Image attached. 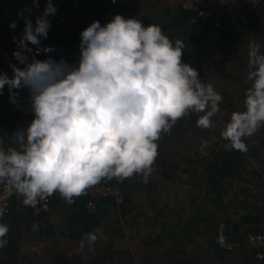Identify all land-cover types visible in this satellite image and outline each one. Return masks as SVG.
I'll list each match as a JSON object with an SVG mask.
<instances>
[{"label":"clouds","instance_id":"clouds-1","mask_svg":"<svg viewBox=\"0 0 264 264\" xmlns=\"http://www.w3.org/2000/svg\"><path fill=\"white\" fill-rule=\"evenodd\" d=\"M113 3L116 0H112ZM39 8V0H32ZM24 16L11 64L12 77L0 71V94L8 86L9 102L33 118L18 126L5 145L0 136V185L26 207L59 194L71 203L102 180L123 181L134 175L144 183L154 171L158 141L179 120L196 116V127L212 129L223 95L211 79L183 61L185 42L173 41L158 24L116 14L106 24L93 21L80 33L78 64L37 56L57 9L52 0L36 15ZM34 18V19H33ZM16 22L10 24L15 29ZM29 45L35 46V50ZM28 54H31L30 56ZM243 109L231 112L220 132L226 151L247 152L246 138L264 128V50L255 39L247 45ZM28 90V104L19 92ZM207 146L203 141L201 148ZM7 207L0 197V218ZM38 230V224H33ZM223 225L217 242L225 245ZM9 225L0 223V249L8 244ZM105 238L100 229L85 233L79 248Z\"/></svg>","mask_w":264,"mask_h":264},{"label":"rangeland","instance_id":"rangeland-1","mask_svg":"<svg viewBox=\"0 0 264 264\" xmlns=\"http://www.w3.org/2000/svg\"><path fill=\"white\" fill-rule=\"evenodd\" d=\"M28 1V7L33 13L39 10ZM91 5L92 0H83ZM56 13L65 16L89 14L90 24L98 20L101 25L106 24L116 14L125 18H139L144 26L158 24L164 33L173 41L181 39L185 42L183 61L195 67L201 79H211L216 90L222 93L223 103L220 109L225 113L222 117L214 118L212 129L196 127V116L192 115L179 120L170 133L162 134L157 142L158 157L153 165L154 171L144 183L142 177L134 175L131 178L110 184L120 191V199L111 197L115 206H108L96 229L104 233L105 238L98 239L91 247L85 244L83 250L79 248L84 238L71 239L60 229L65 228L68 217L67 209L61 201L53 203L52 210L44 218L36 219L37 232L23 230L21 233L11 234L15 241L0 249V259L4 264H167L169 253L174 257H183L187 262L198 259L195 264H258L263 257H259L246 242L248 235H264L241 229V238L235 241L232 237L226 239L221 246L215 239L216 223L225 216L236 218L232 210L225 208L229 198L234 199L235 192L241 187L248 186L246 180L233 177L227 180L231 185V195L223 201L216 202L200 191L198 180L192 184L191 174L195 171L189 164L196 156L207 155L211 146L216 142L214 130H222L234 110L243 109L244 92L249 87L246 81L247 45L249 40L255 39L264 50V0L260 16L246 27L220 30H199L189 22L179 23V0H108L105 7L97 14L83 8L78 0H55ZM28 9V10H29ZM53 18V16H52ZM54 21V18H53ZM55 23V21H54ZM56 25V23H55ZM57 26V25H56ZM74 27L67 28L72 30ZM66 30L68 34L70 31ZM2 31L9 32L14 37L15 32L6 24ZM80 30V29H78ZM82 31V30H80ZM22 34V33H21ZM20 35L16 36L17 39ZM13 39V38H12ZM11 40V39H9ZM0 42H3L0 39ZM12 46L17 49L11 40ZM50 45L57 46L56 39H51ZM79 44L71 52L61 54L70 64H78ZM71 46V45H70ZM59 47V46H57ZM59 50L58 53H61ZM28 95L19 96V103L24 107L28 104ZM2 111L17 114L20 127H26L33 118L32 113L25 114L9 102V93L0 94ZM254 144L264 140V128L252 136ZM203 141L207 146L201 148ZM257 157H249L244 163L249 169L259 173L264 172L262 154L264 145ZM172 171H168V169ZM249 178L247 175L242 177ZM198 183V184H196ZM100 184V183H99ZM104 182L102 186L110 185ZM254 190V189H252ZM251 190V192H252ZM129 193L131 203L129 213L124 215L122 207L124 194ZM229 193V194H230ZM206 199V203L203 201ZM95 202L88 207L89 213L96 211ZM241 214V212H238ZM237 213V214H238ZM238 214V215H240ZM29 229V228H28ZM42 231V234H38ZM247 231V232H246ZM190 239V243L188 242ZM218 244V252L214 245ZM166 261V262H165Z\"/></svg>","mask_w":264,"mask_h":264},{"label":"trees","instance_id":"trees-1","mask_svg":"<svg viewBox=\"0 0 264 264\" xmlns=\"http://www.w3.org/2000/svg\"><path fill=\"white\" fill-rule=\"evenodd\" d=\"M107 1L108 0H92L91 5H88L83 0H78L83 8H87L95 14L105 7ZM52 2L54 4L55 0H52ZM45 7L46 0H39L38 10L40 13ZM28 9L27 0H0V39L3 40V42H0V71L6 73L10 78L13 74L10 63L16 64L21 68L24 66L20 65L13 56V52L15 51L11 42V40L13 41V37L9 36V32L2 31L1 29L4 25H10L11 22L15 21L17 26L15 29H11L16 31L15 37L20 35L24 28L22 17L29 16ZM35 14L39 15L38 13ZM189 17L190 14L188 12L182 11L181 9L179 10V15L177 17L179 23L187 22ZM49 20L51 21V28L49 29L47 39H42L41 44L42 47L52 46L55 51L47 54L41 53L37 58L45 60L48 57H51L52 59L59 61L58 58H60L61 54L71 52L77 48V44L80 43L81 31L78 30L77 27L69 30L70 28L67 29L56 26L52 16H49ZM192 26H196L199 30L205 28V30L208 31L212 29L206 23H197ZM237 27L242 28V26L235 22L223 21L218 30L222 32L224 29ZM65 29L70 32L67 34ZM53 37L56 39V44L59 47L54 46V44H49ZM29 47H32L33 50H35V46L29 45ZM59 50H62L61 53H58ZM28 55L30 56L31 54ZM3 91L9 93L7 85H5ZM14 91L19 92V96L28 95L27 89H15ZM2 108H4V104L0 107V136H3L5 145H8L11 143L9 135L19 126V123L16 120L18 115L15 113H9V111L1 112ZM220 132L221 130L213 131V134L216 137V142L211 146L207 155L196 156L189 161V164L195 169L190 177L192 184H195V181L198 180L197 182L199 184H196H198L200 191L206 192L207 195L216 202L223 201L229 195L231 185L228 184L227 180L233 177L246 180L248 186L239 188V190L235 192L234 199L229 198L223 206L232 210V212H234L233 214L237 215V217L230 219L228 216H225L226 211L222 214L223 217L220 222L216 223L217 229H215V239L218 238L219 235L218 229L223 225V235L226 239L232 237L237 241L241 238V229L253 233H264V172L259 173L256 170L249 169L244 163L245 159L258 156L262 149L260 146L264 145V140H261L259 144H254L252 137L246 138L245 142L248 145L247 152L226 151L223 147L226 142L222 140ZM262 157L264 168V152ZM168 171H172V169L170 168ZM243 175H247L249 178L243 179ZM104 182H108V184L112 183V181L109 182V180L105 179L102 180L100 184H104ZM55 202L60 203L59 200L55 199L52 202L51 210L53 203ZM94 202L96 203V211L90 214L88 205ZM129 203H131L130 195L125 192L123 203L120 204L122 210L125 211L123 212L124 215L129 213V205L128 208H126ZM203 203H206V199ZM62 206L66 207L68 217L66 219L65 228L60 229V231H62L63 234L65 233L69 238L74 239L96 229L99 225L100 219L106 212V208L108 206H115V202L112 198L98 197L97 199H92L89 196H83L77 199L72 206H66L65 204ZM238 212H241V214ZM48 213L34 215L28 211H12L4 221L0 222L9 225V232L6 237L8 240L7 245L12 244L15 241V238L11 235L13 233H21L23 230H27L30 232V235H33L32 233L37 232V230H33V224L36 223V219L44 218ZM41 232L42 231L38 234H42ZM190 241L191 240L188 239L189 243ZM214 248L221 253L220 251L222 250H220L218 244L214 245ZM222 252V255L225 254V251ZM171 254L172 253H169L165 259L168 261L167 264H195L198 261V259H194L192 262H187L183 257H174L171 256ZM243 263L251 264L248 259ZM0 264H4L1 259ZM258 264H264V259L258 262Z\"/></svg>","mask_w":264,"mask_h":264},{"label":"built area","instance_id":"built-area-1","mask_svg":"<svg viewBox=\"0 0 264 264\" xmlns=\"http://www.w3.org/2000/svg\"><path fill=\"white\" fill-rule=\"evenodd\" d=\"M262 4L263 0H179V8L190 14L189 24L206 23L213 30H218L223 21L235 22L242 27L248 26L260 16ZM53 18L56 25L62 28L77 27L83 30L90 25L89 19H91V16L89 14H81L80 17L67 14L64 16L61 13H56ZM83 196H89L92 199L113 197L119 200L120 191L115 184L108 186L98 184L75 198L71 203L65 201L57 193L41 201L33 208L24 206L22 197L16 194L9 196L4 187L0 185V197L3 198V202L7 207V211L0 218V222L4 221L12 211H28L34 215L48 213L51 211V205L55 199L66 206H72L77 199ZM246 242L257 252L259 257L264 258V235H248Z\"/></svg>","mask_w":264,"mask_h":264},{"label":"crops","instance_id":"crops-1","mask_svg":"<svg viewBox=\"0 0 264 264\" xmlns=\"http://www.w3.org/2000/svg\"><path fill=\"white\" fill-rule=\"evenodd\" d=\"M230 195H231V193L229 194V196H230ZM250 259L252 260V259H253V257H251V256H250V257H249V260H250ZM251 264H252V263H251Z\"/></svg>","mask_w":264,"mask_h":264}]
</instances>
